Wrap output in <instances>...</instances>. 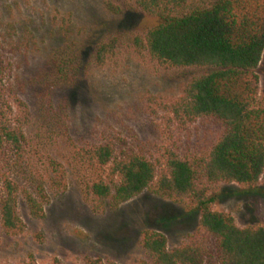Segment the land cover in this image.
<instances>
[{"label": "rangeland", "instance_id": "obj_1", "mask_svg": "<svg viewBox=\"0 0 264 264\" xmlns=\"http://www.w3.org/2000/svg\"><path fill=\"white\" fill-rule=\"evenodd\" d=\"M106 4H110L108 8ZM157 23L131 0H0V61L3 103L10 121L23 126L29 145L36 131L40 105L64 109L66 130L78 147L110 143L151 160L165 148L191 157L209 150L222 131L213 119L200 118L178 127L170 122L168 105L196 69L164 68L140 57L129 38ZM117 37L115 53L102 66L93 62L96 46ZM67 44L80 50L81 65L72 82L50 84L51 59ZM257 99L264 105V53L255 70ZM10 108V109H9ZM30 164L19 163L11 147L0 152L2 173L23 187L27 177H46L47 157L65 170V189L47 188L43 216H33L22 197L17 202L24 231L10 235L0 222V264H152L140 245L141 232L155 229L168 248L194 237L215 258V239L198 230V214L150 190L113 207L108 201L95 210L82 192L72 151L62 137L45 146H30ZM32 173H30V169ZM213 210L229 213L240 226H264V171L256 189L221 183Z\"/></svg>", "mask_w": 264, "mask_h": 264}, {"label": "trees", "instance_id": "obj_2", "mask_svg": "<svg viewBox=\"0 0 264 264\" xmlns=\"http://www.w3.org/2000/svg\"><path fill=\"white\" fill-rule=\"evenodd\" d=\"M131 1L157 19L154 26L129 38L131 49L164 68L198 70L167 111L169 121L180 128L200 118L218 122L222 131L209 150L185 157L165 148L153 161L138 152L117 151L110 143L78 147L66 130L63 107L50 103L40 105L30 137L34 144L29 145L23 126L14 125L4 108L0 61V152L11 147L19 163L29 168L27 147L45 146L60 136L72 151L82 192L95 210L104 201L116 207L148 189L198 214L197 231L215 239L210 264H264V226L240 227L229 213L212 208L219 184L234 183L251 191L264 171V105L257 99L255 72L264 53V0ZM118 44L114 36L102 40L93 52L94 64L102 66ZM80 65L79 48L67 44L52 56L50 84L72 82ZM45 170L46 177L29 175L23 187L2 173L0 165V222L6 233L24 231L17 211L19 197L33 216L42 217L47 188L65 189V170L58 161L47 157ZM140 245L152 264H206L210 258L198 239L168 248L164 234L151 228L141 232ZM85 264L117 263L87 257Z\"/></svg>", "mask_w": 264, "mask_h": 264}]
</instances>
